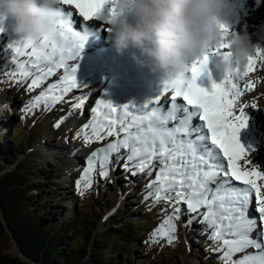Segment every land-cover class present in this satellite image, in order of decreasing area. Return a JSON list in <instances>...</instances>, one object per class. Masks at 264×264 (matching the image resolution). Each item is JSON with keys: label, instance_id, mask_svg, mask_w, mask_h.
<instances>
[{"label": "snow or ice", "instance_id": "6c2138e0", "mask_svg": "<svg viewBox=\"0 0 264 264\" xmlns=\"http://www.w3.org/2000/svg\"><path fill=\"white\" fill-rule=\"evenodd\" d=\"M61 4L51 34L38 42L16 41L9 45L16 56L28 58L18 62L15 75L21 79L32 77L29 90L63 69V74L30 102L29 110L41 101L45 107L50 106L49 102L61 103L68 93L81 87L75 62L94 34L93 29L100 27L102 19L108 23L116 14L112 0H61ZM106 5L108 15L102 18ZM74 14L84 22L82 31L74 29ZM93 20L97 22L95 25L89 23ZM220 27L225 32L229 30L227 25ZM228 47L221 42L212 51L222 52L228 59L231 54L222 51ZM260 56H264V52L257 48L256 56H250L243 68L233 69L224 81L213 83L211 90L197 84L207 66L208 55L205 54L192 65L190 78L181 74L175 83H165L157 95L142 105L98 101L91 109V120L77 136H83L85 143L107 137L114 139L88 158L87 166L76 181L79 194L83 196L92 188L94 173L108 179L109 166L114 168L122 160L125 171L136 169L133 175L151 176L158 168L149 185L153 190L151 195L156 202L165 201L171 211L151 234V242L162 237H166L169 244L176 240L174 220L179 219V205L186 204L189 211L203 210L201 214L211 230L214 251L222 252L218 258L220 264H264V171L248 170L241 165V161L245 165L249 161L245 159L248 150L239 140L240 131L247 126L245 109L248 105L240 103L243 93L238 82L255 70ZM245 87L253 85L247 83ZM165 94H169L167 109L160 106ZM76 99L78 102L72 105L70 112L84 106L83 98ZM251 107L255 108L256 104ZM59 126L57 122L55 127ZM249 248L255 251L248 252ZM237 253L244 255L234 259Z\"/></svg>", "mask_w": 264, "mask_h": 264}, {"label": "rangeland", "instance_id": "374dc122", "mask_svg": "<svg viewBox=\"0 0 264 264\" xmlns=\"http://www.w3.org/2000/svg\"><path fill=\"white\" fill-rule=\"evenodd\" d=\"M246 9L247 15L243 16L238 23L233 24L232 22L228 28L232 29L234 27L238 32L246 28L251 35L260 25H264V0H261L259 7L255 5V0H247ZM8 28H10L9 32L7 31ZM0 29H2L0 31V122L3 125L0 134L4 136L8 128L17 132L14 127L18 126V123L21 126L26 125V129L22 130L23 132L19 134L24 138L23 142H17L14 145L16 147H28L26 151L30 152L28 160L32 161L33 164L37 163V165H47L56 161H61L64 164L62 168L64 171L59 173V176H52L50 180L53 179L51 181L59 183L63 197H66V203L63 204L64 208L69 206V210H72L74 207L69 203L70 200L73 202L72 198L75 197L76 206L77 204L79 206L83 204L77 196L79 192L76 187V181L80 179L84 168L87 166L88 158L93 151L105 147L114 137L85 143L83 136H77V133L82 130L83 126L91 120V109L97 106L96 104L94 105L96 103L95 91L91 88L85 91V83L82 82L81 78H78L81 80L78 81L81 87L73 89L72 93H68L63 102L56 104L49 102L50 106L45 107L44 101H41L29 110L30 102L34 101L35 97L39 96L42 91L47 89L49 84L54 83L56 80H51L48 77L39 87L29 90L32 77L21 79L15 75L18 71V62L26 60H24L25 57L15 56L13 48L9 46L10 40L14 35L12 21H0ZM243 66L236 64L234 67L243 68ZM29 68H31V65H29ZM254 68L253 72L238 82L243 93L240 103L248 105L245 109L248 117L247 126L240 131L239 140L248 150L245 159L249 163L245 165L244 161H241V165L246 166L248 170L257 168L264 171V79L259 81L255 79L257 76L264 77V63H261L257 59ZM247 83H251L253 87L246 88L245 85ZM74 92H85L81 96L84 102L90 99L94 103L84 104L81 109L72 111L71 115L75 118L71 119L70 114L68 113L69 117L67 114L68 108L71 107L72 109V105L78 102L76 98H79ZM253 103L256 104L255 108L251 107ZM238 108L239 104L237 105ZM62 117L64 118L63 120ZM57 122L60 124L59 127H55ZM63 130L69 131L67 137H62ZM88 131L89 133L91 132L90 129ZM30 134H33L35 137L32 144L26 140ZM34 150L38 152H32ZM126 151L122 150V152ZM112 159L115 161L114 156ZM133 171H136V169L132 168L129 171H125L124 161L122 160L114 168L112 165L109 166L108 179L100 178L94 173L93 185L89 190L93 192V199L87 201L85 205L87 206L88 213L95 215L94 208L97 209L98 206L96 203L97 196L102 195L104 202L108 205L110 204L111 207L109 209L108 206V210L102 216V221L105 220V223L103 224L102 221H99L95 232L101 233V231H105L104 229L109 226V222H113L122 216L127 223L139 221L140 227L147 228L146 232L139 239L144 240V244L150 247L158 242H151V234L161 225L166 216L170 214L171 208L163 200L156 202L151 195L153 190L149 185L155 179V172L158 171V168L153 170L151 176L145 173L133 175ZM50 187L56 189V186L52 185ZM146 197L148 198L146 199ZM142 205H144V208L141 207ZM120 207L124 209V212L118 216L117 209ZM179 207V219L174 220L176 225V232L174 233L176 236V240L174 241L176 253L172 257L173 262L171 264H197L199 260L206 261L207 258L215 260L213 264H220L218 258L222 255V252L218 253L213 250L215 244L210 239L211 230L205 225L203 215L201 214L202 211L198 214V211H196L194 215L188 210L186 204H181ZM108 233L111 234V232ZM255 234L254 232L253 235ZM159 241L162 242L163 240L159 238ZM111 242L116 244L117 240L112 237ZM142 245L143 243L140 241L132 247V250L123 251L125 255L121 254V258L128 257L129 252H132L135 259H143L145 252L140 248ZM0 246L1 249L11 254H17L15 246L8 240H5L2 244L0 242ZM104 250L110 253L108 248ZM247 251L254 252L255 249L249 248ZM168 255L172 256L173 254L169 252ZM242 255L244 253H237L233 258L237 259ZM153 259H155V256ZM26 262L27 264H31L29 261Z\"/></svg>", "mask_w": 264, "mask_h": 264}, {"label": "trees", "instance_id": "16d2710c", "mask_svg": "<svg viewBox=\"0 0 264 264\" xmlns=\"http://www.w3.org/2000/svg\"><path fill=\"white\" fill-rule=\"evenodd\" d=\"M0 122V132L3 125ZM21 127V128H20ZM17 132L9 130L0 134V242L8 240L36 264H171L176 253L175 242L169 244L166 237L150 247L139 237L147 228L140 227V222L127 223L124 217L109 222L104 230L95 232L102 216L111 207L104 202L102 195L97 196L95 215L88 213L85 203L93 199V192L87 191L81 196L83 204H75V197L70 200L74 208H64L66 197L57 181H51L54 175L63 172L64 164L56 161L46 164H33L28 160V147H16L22 143L21 134L26 129L18 123ZM69 131H62V136ZM35 137L28 135L26 140L32 144ZM26 141V142H27ZM37 153L38 151H32ZM21 157L19 158V156ZM56 186L51 188L50 186ZM141 199V198H139ZM137 199V200H139ZM103 202V203H101ZM142 205L141 207H143ZM140 207V208H141ZM139 208V207H138ZM120 216L124 209H117ZM111 220V219H109ZM103 224L105 220L102 221ZM5 225L8 231L5 229ZM118 225V226H116ZM108 232H111L109 234ZM117 240L116 244L111 238ZM139 239V240H138ZM132 241V242H131ZM134 241V243H133ZM141 241L143 259H135L133 253L121 258L123 251H130ZM15 243V244H14ZM108 248L110 253L104 249ZM214 250V249H213ZM171 252L173 255H168ZM219 253V252H218ZM217 253V254H218ZM192 254V253H191ZM215 255V254H214ZM155 256V259H153ZM202 259V258H200ZM215 260H199L197 264H213ZM0 264H27L17 254H11L0 246ZM191 264V263H189Z\"/></svg>", "mask_w": 264, "mask_h": 264}, {"label": "clouds", "instance_id": "9594fccd", "mask_svg": "<svg viewBox=\"0 0 264 264\" xmlns=\"http://www.w3.org/2000/svg\"><path fill=\"white\" fill-rule=\"evenodd\" d=\"M247 0H112L116 10L106 27L115 49L129 48L133 62L161 74V81L175 83L197 53L227 43L230 58L218 60L214 68L226 75L236 64L246 65L256 49L264 50V25L251 35L246 28L227 32L226 17L233 24L247 15ZM261 0H255L259 7ZM61 0H0V21L11 20L17 41L38 42L53 32ZM264 63V56L258 57ZM257 81L264 77L257 76Z\"/></svg>", "mask_w": 264, "mask_h": 264}, {"label": "bare ground", "instance_id": "6f19581e", "mask_svg": "<svg viewBox=\"0 0 264 264\" xmlns=\"http://www.w3.org/2000/svg\"><path fill=\"white\" fill-rule=\"evenodd\" d=\"M64 7L66 9L70 8V6H68V5H64ZM108 8H109V6L106 5L105 8L102 10V13H101L102 18L103 17H106L108 15ZM75 15H74L75 16L74 25L77 23L76 22V19H78V24L81 22V19H82V18H80L78 16V14H75ZM100 25H103L104 26V30L105 31H108V28L106 27V25H107L106 20L102 19L101 22H100ZM76 26H78V25H76ZM9 30H10V28H8L7 31L9 32ZM17 39H18V37L14 34L13 37L11 38V40H10V42H11L10 44L14 45L15 42L17 41ZM224 51H226V49ZM107 56L109 57L110 60H112L111 59L112 58V55L111 54H108ZM27 59L28 58L25 56V59L24 60H27ZM81 59H83L82 56H80L79 60H81ZM80 72H83V71H80ZM86 74L88 75V77L85 78L84 81H82V82L85 83V91L89 90V88H91V89H93L95 91V94H96V98H95L96 99V103H94L93 101H91L90 99H88V100H86L84 102V104L88 105L91 102V103H94V105L95 104L97 105V102L100 101L101 99H103V100H106V101H111L114 105H116L117 102H118L117 105H122V101H123L122 95L118 94V92H114L113 89H111L109 86H107L106 84H104L102 82V80H103L104 77L101 74H99L98 71H95V72L87 71ZM79 75L81 76V74H76V78ZM77 81H80V80H77ZM96 81H98V82H96ZM108 92H111V93L109 94ZM74 94H77L76 96H79V98H81V96L84 95L85 92L84 93L83 92L82 93H75L74 92ZM178 101L181 102L180 98H178ZM70 109H71V107L68 108V113L71 116L70 118L73 119L75 117H73L71 115L73 112H70ZM200 211H203V210H200ZM252 215H255V213L254 214L252 213ZM253 237L255 238L256 237V234L253 235Z\"/></svg>", "mask_w": 264, "mask_h": 264}, {"label": "water", "instance_id": "95a60500", "mask_svg": "<svg viewBox=\"0 0 264 264\" xmlns=\"http://www.w3.org/2000/svg\"><path fill=\"white\" fill-rule=\"evenodd\" d=\"M5 229L6 231H8L7 226L5 225ZM15 244V243H14ZM15 249L17 251V256L22 259L23 261H29L31 264H36L34 261H32L31 259H29L28 257H25V255L19 250V248L17 247V244H15Z\"/></svg>", "mask_w": 264, "mask_h": 264}]
</instances>
